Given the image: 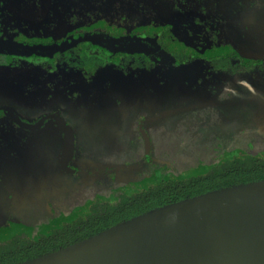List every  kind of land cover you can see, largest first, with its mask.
<instances>
[{
    "label": "rangeland",
    "instance_id": "rangeland-1",
    "mask_svg": "<svg viewBox=\"0 0 264 264\" xmlns=\"http://www.w3.org/2000/svg\"><path fill=\"white\" fill-rule=\"evenodd\" d=\"M110 1L113 8L116 4L117 7L113 12H110L109 8L98 11L97 17L103 22L95 25V29L114 35L155 32L153 28L143 27L142 22L133 20L136 19L137 14L129 8L128 0ZM237 1L188 0L185 3L187 9L193 8V12L198 13L202 18L205 16L214 19L223 18L224 25L228 23L229 26L225 27L218 42L223 43L225 48L230 50L233 48L232 50L245 57V62L254 61L253 63L257 65L253 70L242 72L243 78L229 79L241 83V86L233 84L220 90L219 86L222 85L224 78L217 75L215 88L220 90L217 97L209 96L213 94V86L210 90H205L204 86H197L205 90L204 96H208L207 102L204 99L206 97H202L203 101L202 98H198L202 96L203 91L195 92L197 87L187 88L184 92L174 83L175 78H164V75L153 78L155 84L150 80L151 88L156 89V95L150 94L147 98L145 91L134 95L136 88L134 81L138 80L125 76V84H120L117 80L113 81L120 95L119 100L123 99L125 94V100L123 99L125 106L121 107L122 110L118 109L121 116L112 114L114 116L112 119L107 118L102 121L101 116L98 115L91 122L90 119L86 120L85 116L89 115L88 112L94 111L95 102L100 106L95 111L105 112L104 114L108 109L112 111L114 104L118 102L114 103L111 96L98 98L101 96L99 92H96V96L95 94L79 95L77 97L79 101H76L70 96L76 92L72 91L69 95L64 93V96L58 95L57 93L62 91L51 90L42 82L43 80L40 79L42 77L38 78L34 72L18 71L13 74L18 81H31V94H22L20 87L18 89L13 87L16 93L12 89L13 92L9 90L8 94L4 92V88L0 89V107L5 106L15 110L28 120L61 109L64 117L74 126L76 133L75 167L79 173L75 175L56 173L65 144L62 136L57 134L49 137L46 133L30 135L28 141L38 147L34 149L38 154L35 161L48 159L49 162V159H53L52 168L56 175L45 179V173L40 170L41 177L44 178H40L39 174L40 179L27 180L25 185L28 183L29 186L34 184L40 186L39 190H33L35 195L27 192L26 189L15 188L14 191L9 186L13 179L9 171L19 169L20 161L15 158L7 161L0 150V162H2L0 171L5 172L0 173V241L10 240L15 236L38 239L42 235H54L66 225H72L77 220H85L92 216L93 205L96 202L117 205L123 195L131 198L142 195L158 187L164 180L182 181L199 177L218 168L234 156L251 155L264 158V129H261L264 126V33L244 35L243 26L238 25V30L235 29V19L243 25L245 17H250L249 9L244 11V0L238 3ZM247 2L250 3V0ZM31 15L36 18L38 11H32ZM259 29L264 30L262 25ZM63 32L64 30L61 34ZM166 45L171 50L180 51V47L168 38ZM219 55L215 50L210 53V56ZM188 70H196V67L183 69L178 77H186ZM7 74L11 75L12 72L7 71ZM194 75L192 77L197 78V75ZM4 77L2 73L1 78ZM44 80L47 82V79ZM197 82L200 83V80ZM6 88L10 89V87ZM96 90H98L97 85H94L92 92ZM180 93H184L183 98L179 97ZM14 94L17 96L15 97ZM154 95L155 99H158L150 101L149 99ZM140 102L141 108L138 107ZM191 104H193L191 107L185 108ZM174 106L190 110L181 114H171L170 109L175 108ZM142 108L145 111L141 114L139 110ZM157 112H160L161 117L155 125L153 120L145 119L144 123L153 143L155 159L152 164H145L140 170L129 173V179H126V174L123 173L105 178L87 176L83 173L95 169L94 163H90L91 160L99 166L114 164L137 167V164L144 161V143L136 130L135 123H138L139 118L156 117ZM104 131L107 132L103 134ZM95 138L98 140L96 141ZM96 145H100L101 150ZM47 147L54 152L48 158ZM29 152L33 153V150ZM25 158L29 159L30 155L26 153ZM15 162L18 165L14 166ZM2 165L5 167L2 168ZM40 166L50 169L48 163ZM7 177L11 179L8 180ZM43 184H46V188H43ZM54 192L56 195L53 197L47 196Z\"/></svg>",
    "mask_w": 264,
    "mask_h": 264
},
{
    "label": "flooded vegetation",
    "instance_id": "flooded-vegetation-1",
    "mask_svg": "<svg viewBox=\"0 0 264 264\" xmlns=\"http://www.w3.org/2000/svg\"><path fill=\"white\" fill-rule=\"evenodd\" d=\"M128 1L129 8L133 10V13L137 14L136 19L133 20L142 22L141 26L143 27L153 28L155 30L154 33L129 32L114 35L101 29H95V25L103 22L98 19L97 12L107 8L110 9V12H113L117 7L116 4L113 8L110 0H0V78L2 73L5 76L0 79V89L4 88V92L8 94L9 90L12 92L14 90L16 93L13 87H16V89L20 87L23 91L21 92L22 94H31V81H18L17 78L13 77V74L18 71H21V73L34 72L38 78L42 77L40 78L43 80L42 82L51 90L62 91L58 92V95L63 94L64 96V93L69 95L70 92L74 91L76 94L70 96L79 101L77 98L79 95L93 96L95 94L96 96V92H99L101 96L98 98L111 96L114 99V103L118 102L114 104L112 111L108 109L106 114L99 110L95 111V109L100 107L95 102V112H88L89 115L85 116L86 120L90 119L93 122V118L98 115L101 116L102 121L107 118L112 119L114 117L112 114L119 115L118 109L122 110L121 107L125 106V94L123 96L124 100H119L120 95L117 93L113 81L117 80L118 83L125 84V76H130L132 80H138L134 81V86L136 87L134 88V95L145 91L147 98L150 94L156 95V89L151 88L152 83L150 84V80L153 81V78L161 77L162 75H164V78H175L176 81L174 83L184 92L190 87L204 86L205 90H210L213 86L214 95L209 96L217 97L220 90L225 88V86H233V84L241 86V83L233 82L229 79L243 78L244 73L242 72H248V70H253V67L257 66L255 65L256 63H253L254 61L245 62V57L232 50L233 48L230 50L225 48L222 45L223 43L218 42L221 33L225 31V27L228 25L227 22L224 25L225 21L223 18L221 20L220 18L214 19L207 16L205 18L200 17L198 13L193 12V8L187 9L185 7V3L188 0ZM240 1L238 0L237 3ZM243 6L244 11L249 9L250 17H245L243 25L235 19V29L238 30V25L243 26L244 35L264 33V30L259 29L260 25L264 28V0H250V3L244 0ZM34 10L38 11L36 18L31 15ZM235 29L234 31H236ZM62 30L64 32L61 34ZM167 38L179 46L180 51L169 49L166 45ZM214 50L220 55L210 56V53ZM87 52H92L96 55L101 54L99 55V61H101L90 63L87 61L86 64H83V54ZM193 67H196V70H188L189 73L188 75L185 74L187 75L186 77H178V74L183 69ZM7 71L12 72V74L8 75ZM218 72L220 74H217ZM194 74L197 75V78L192 77L195 76ZM217 75L224 78L222 85L219 86L220 90L215 88ZM44 79H47V82ZM199 80L200 83L197 82ZM94 85H97L98 90L92 92ZM6 87H10V89ZM192 90L194 91V89ZM205 90L197 87L195 92L203 91L202 96L198 98L206 97L204 99L207 102L208 96H204L206 94ZM180 94L179 97L183 98L184 93ZM232 94L234 95V93ZM155 95L149 100H157L158 98L155 99ZM14 96L16 97L17 94H14ZM204 99L202 98V101ZM140 104L141 102L138 107H140ZM192 105L185 108H189ZM174 107L170 109L171 114H181L190 110L183 107ZM140 111L142 114L145 110L142 108ZM160 112H157L156 117L139 118L138 123H135L136 130L144 143V161L137 164V167L133 166L131 168L114 164L99 166L91 160L90 163H94L95 169L83 171V173L87 176L102 178L113 177L114 175L119 176L120 173H123V175H127H125L126 179H129V173L140 170L145 164H152L155 159L153 143L146 132L144 123L145 119L146 121L153 120L155 125L156 121L161 117L159 116ZM57 118L63 119L73 130L75 147L73 158L69 162V171L63 170L61 167L63 149L59 160V169L56 173L62 172L67 175H75L79 173L75 167L76 133L74 126L64 117L61 109L42 114L34 120H28L15 110L5 106L0 107V150L6 160L11 161L12 158H15L20 161L19 165L17 162L14 164V166H20L19 169L15 171L11 169L9 171L10 176L13 177L12 182L9 184L12 190L16 191L15 188L26 189L27 192L35 195L33 190H39L40 186L35 184L29 186L28 183L25 185L27 180L42 178L40 170L45 173V179L56 175L52 168V164L54 167V160L49 159V162L47 161L48 159L35 161L38 154L34 152V149H38V147L31 145L28 140L31 138L30 135L46 133L49 137L59 134L66 141L64 130ZM18 121L35 128H26ZM261 129H264V126ZM106 132L104 131L103 134ZM144 134L150 140L149 153H147ZM25 137L26 139H24ZM95 140L97 141L98 138H95ZM96 146L101 150L100 145ZM49 148L47 147V158L50 154H54L53 150ZM31 150H33V153L29 152ZM26 153L30 155L29 159L25 158ZM47 163L50 169L40 166H44ZM4 167L5 165L2 168ZM0 173L4 174L5 172L1 170ZM11 177H7L8 180ZM43 186V188H46V184H43ZM55 193L47 196L51 198L56 195ZM110 204L105 203L104 205L101 202H96L93 205L94 212L92 216H103L108 214L110 208H119L125 205V195L122 196L117 205ZM88 218L83 221L86 222ZM80 221L81 219L76 222ZM76 222L72 225H66L64 228L71 227Z\"/></svg>",
    "mask_w": 264,
    "mask_h": 264
},
{
    "label": "water",
    "instance_id": "water-1",
    "mask_svg": "<svg viewBox=\"0 0 264 264\" xmlns=\"http://www.w3.org/2000/svg\"><path fill=\"white\" fill-rule=\"evenodd\" d=\"M57 119L66 140L61 167L69 171L75 135ZM18 264H264V181L155 210Z\"/></svg>",
    "mask_w": 264,
    "mask_h": 264
},
{
    "label": "trees",
    "instance_id": "trees-1",
    "mask_svg": "<svg viewBox=\"0 0 264 264\" xmlns=\"http://www.w3.org/2000/svg\"><path fill=\"white\" fill-rule=\"evenodd\" d=\"M99 55L92 52L83 54V64L87 61L100 62ZM260 181H264L263 157L234 156L199 177L182 181L164 180L158 187L142 195L125 197V205L110 208L108 214L103 216L89 217L86 222H76L73 226L58 231L59 234L56 232L50 236L42 235L38 239L15 236L10 240L0 241V264H18L34 260L155 210L211 192Z\"/></svg>",
    "mask_w": 264,
    "mask_h": 264
}]
</instances>
